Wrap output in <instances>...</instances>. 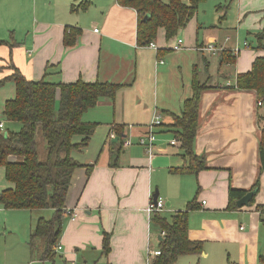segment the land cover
Wrapping results in <instances>:
<instances>
[{"label":"crops","instance_id":"crops-1","mask_svg":"<svg viewBox=\"0 0 264 264\" xmlns=\"http://www.w3.org/2000/svg\"><path fill=\"white\" fill-rule=\"evenodd\" d=\"M82 1L0 0V39L5 41L0 43V80L12 75L14 64L35 81L44 77L53 82L82 78L122 84L114 100L103 98L84 113V121L98 125L88 145L72 151L81 166L73 174L66 207L76 208L78 216L72 219L64 213L62 217L59 243L64 262L146 264L149 250L159 249L163 235L160 225L152 220L153 212L148 211L158 191L166 203L160 212L167 216L185 209L197 195L199 206L190 211L189 233L192 239L203 242L204 250L192 255L196 257L193 261L259 264L260 255H264V212L258 209L264 206V172L260 171L258 115L264 112V105L259 104L254 90L238 88L237 75L249 71L254 60L264 56V40L258 38L254 46L245 38L240 45L241 37L234 31L221 38L222 20L209 24L198 9L174 38H166L165 29L159 28L155 40L158 49H154L138 42L137 10L118 0H90L89 8L71 10L72 4ZM39 5H47L49 12L40 18L31 16L29 11L34 7L36 13ZM251 8L249 0H240L239 17L247 18V26L261 29L264 9L252 14ZM68 28L82 30L72 46L64 44ZM178 37L183 38V46L174 50ZM209 42L231 51L235 61L223 63L220 52L205 50ZM235 46L240 48L237 53ZM196 67L202 80L211 85L202 93L194 141V151L205 158L207 168L199 173H175L171 168L187 164L188 159L180 141L171 143L176 138L170 130L171 113L180 114L185 99L191 96ZM8 82L12 81L6 80L0 89ZM14 94L5 96L1 114L6 100ZM156 113H161L162 124L156 128L157 151L150 156L137 138ZM0 121L3 131L21 128V123ZM116 125L124 126L133 143L123 146L117 165H112L111 150L117 138H110V133ZM81 140L80 135L74 138V142ZM258 180L253 205L228 208L230 187L249 191ZM12 186L0 166V192ZM24 210L30 209H6L0 204V229L12 219L18 223L19 213L12 212ZM44 210L53 216L54 209ZM40 217L34 216L31 233ZM106 233L110 236L107 253ZM41 254L39 259L43 260ZM55 257L46 260L54 261Z\"/></svg>","mask_w":264,"mask_h":264},{"label":"trees","instance_id":"trees-1","mask_svg":"<svg viewBox=\"0 0 264 264\" xmlns=\"http://www.w3.org/2000/svg\"><path fill=\"white\" fill-rule=\"evenodd\" d=\"M118 1L140 14L138 42L147 45L156 40L159 28L165 29L166 38L176 37L179 30L188 24L197 14L200 5L207 0ZM90 5L91 1L85 0L72 4L71 10H85ZM146 14L150 15L147 19ZM81 34V29H66L64 44H76ZM258 38L260 41L264 40V31L258 33ZM4 42L0 39V43ZM220 57L223 63L234 62L236 59L228 49H222ZM11 67L13 73L8 79L15 85V94L6 100L3 115L8 121L21 123V128L18 131H3L0 128V166L5 168L6 179L13 183L12 187L0 192V204L6 209H54L51 218L40 217L37 220L30 240L31 249L37 239L44 242L45 247L41 254L43 260L54 259L62 233V217L72 177L76 168L81 166L72 156V151L86 147L98 125L97 122L84 121V113L103 98L114 100L122 84L85 81L82 78L73 82H53L44 77L35 81L27 78L14 64ZM8 79L0 80V84ZM210 86L200 77L198 67L194 68L191 96L185 99L180 114L171 113L173 121L169 124L170 130L180 140L181 148L188 159L187 164L171 168L172 172L199 173L207 168L205 158L194 151V141L199 127L202 93ZM237 86L241 90H254L257 99L264 105V56H258L249 71L237 75ZM258 122L261 127L258 151L262 173L264 112L258 115ZM115 131L117 141L111 150L112 165H117L126 136L123 125H116ZM77 135L82 136L80 142H74ZM12 156L16 159L12 160ZM259 186L260 180L252 189H259ZM247 192V189L230 187L228 208H239L237 202ZM256 194L249 205L255 203ZM198 206L196 195L188 201L185 209L175 211L169 216L160 211L153 212L152 220L160 225L165 234L158 245L161 253L153 259L152 264H175L183 255H200L203 252V242L192 239L189 233L190 211ZM263 207L258 206L261 213L264 211ZM109 239L110 236L106 233L105 253L110 249ZM227 264L239 263L229 260ZM259 264H264L263 254L259 257Z\"/></svg>","mask_w":264,"mask_h":264},{"label":"rangeland","instance_id":"rangeland-1","mask_svg":"<svg viewBox=\"0 0 264 264\" xmlns=\"http://www.w3.org/2000/svg\"><path fill=\"white\" fill-rule=\"evenodd\" d=\"M262 3H264V0H249V4L253 8H251L252 11L249 13L253 14L263 11L264 7L261 6ZM239 8L240 0H207L200 5L199 13L202 19L211 22L209 24H215V20H222L224 29H221V38H225L227 34H231L234 31L236 36L241 37L240 40H242V42L239 43L240 45L243 44V40L246 38L251 44L256 46L258 42V33L264 31V26L261 29L257 26H247V18L243 16L239 17ZM49 10L47 5H39L36 13L34 7L32 8V12L29 11V13H31L33 17L37 16V18H40L42 14L49 12ZM261 18L264 17L261 16ZM227 26L231 29H226ZM248 32H250V34H248ZM235 48L237 49L239 46H235ZM14 90L13 81L8 82L5 87L0 89V111L5 96H9V94L12 96ZM59 104L60 98H57V107H59ZM0 119L5 120L3 111L2 114L0 113ZM41 210L33 209L12 212L19 213V222L15 223V220L12 219L11 222H6V226L3 223L4 227L0 229V264H66L64 258L61 256V250H57L54 261L40 260L39 255L45 247L44 242L41 240L37 239L33 249L29 247L28 242L31 239V222L34 216L42 215L45 218L51 217L50 210ZM195 259L196 257L192 255H184L181 256L175 264H196L198 261H193Z\"/></svg>","mask_w":264,"mask_h":264},{"label":"built area","instance_id":"built-area-1","mask_svg":"<svg viewBox=\"0 0 264 264\" xmlns=\"http://www.w3.org/2000/svg\"><path fill=\"white\" fill-rule=\"evenodd\" d=\"M95 30H98V29L96 28ZM183 42H184L183 38L178 37L172 49L180 50L183 46ZM147 45L151 48L158 49L155 41H150ZM244 45L248 46V42L245 41ZM204 49L209 51L212 54H217L221 51L219 47L215 44V42H209L204 47ZM239 50L240 48H237V49L235 48L234 52L237 53ZM161 62H163V59H161ZM259 104H261V101H259ZM161 124H162V115L161 113H156L152 122L148 125L147 130L141 133L140 135H138L137 142L146 149V152L150 156L154 155L157 151L158 143H157V138H156V134H157L156 128L157 126H160ZM3 126H4L3 122L0 121V128H2ZM116 136H117V132L115 130H112L110 133V138H116ZM179 141L180 140L176 137L171 141V143L177 144L179 143ZM132 143H133L132 138H129L126 135L124 138L123 145L129 146ZM165 207H166L165 200L161 197H158L157 202H155L154 199L150 201L149 206H148V211L149 212L161 211ZM64 213L68 214L72 219H75L78 216L76 208L66 207L64 210ZM162 234L164 235L165 231H162ZM61 249H62V245L58 243L56 246V251L61 250ZM160 253H161L160 249H150L148 252V257H147L148 260L146 264H152L153 259L156 256H158ZM73 264H77V263H73Z\"/></svg>","mask_w":264,"mask_h":264},{"label":"water","instance_id":"water-1","mask_svg":"<svg viewBox=\"0 0 264 264\" xmlns=\"http://www.w3.org/2000/svg\"><path fill=\"white\" fill-rule=\"evenodd\" d=\"M150 15L149 14H146L145 16V19H147ZM7 134V132H6ZM258 191V188H255V189H252V190H249L244 196H242L239 200H238V206L239 207H242V206H245V205H249L252 198L255 196V194L257 193ZM159 197V192L156 191L155 195H154V201L157 202V199Z\"/></svg>","mask_w":264,"mask_h":264}]
</instances>
